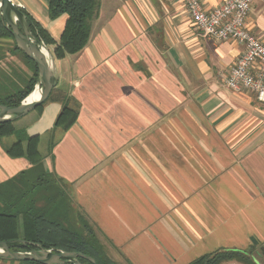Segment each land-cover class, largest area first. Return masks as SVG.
<instances>
[{
    "label": "crops",
    "instance_id": "crops-1",
    "mask_svg": "<svg viewBox=\"0 0 264 264\" xmlns=\"http://www.w3.org/2000/svg\"><path fill=\"white\" fill-rule=\"evenodd\" d=\"M13 1L60 39L67 15L51 19L50 0ZM199 1L209 11L224 0ZM246 27L264 42V0ZM243 50L202 35L181 0H101L87 46L56 59V89L78 103L77 121L54 129L58 100L17 120L119 264L253 246L264 264V103L223 82ZM4 138L0 183L31 167Z\"/></svg>",
    "mask_w": 264,
    "mask_h": 264
},
{
    "label": "trees",
    "instance_id": "trees-1",
    "mask_svg": "<svg viewBox=\"0 0 264 264\" xmlns=\"http://www.w3.org/2000/svg\"><path fill=\"white\" fill-rule=\"evenodd\" d=\"M100 7L101 0H50L48 11L51 19L67 15L58 41L30 13L23 11L33 33L53 47L55 59L59 60L78 53L87 46ZM7 39L12 41L7 42ZM9 54H21L32 74L24 75L15 63L7 60ZM2 62L6 65L9 62V69ZM18 74L21 75V82L17 79ZM37 80V65L18 49L11 31L5 27L0 16V103L19 105L34 89ZM57 90H53L46 102L58 100L62 103L54 129L65 132L77 121L78 103L69 94L59 93ZM44 104L36 108L39 113ZM12 135H16L18 140L8 146L7 153L13 158L26 157L31 167L0 183V240L22 238L48 249L83 252L94 257L98 264H119L74 200L72 184L65 182L55 172L45 169L44 156L39 148L40 136L30 135L25 128H17L14 122L1 123L0 138ZM34 248L37 247L30 244L25 248L14 247L12 250L27 251ZM254 250L255 246L249 250L220 248L189 264H225L230 261L259 264L252 254ZM0 261L40 264L34 261ZM80 261L92 264L84 258H80Z\"/></svg>",
    "mask_w": 264,
    "mask_h": 264
},
{
    "label": "water",
    "instance_id": "water-1",
    "mask_svg": "<svg viewBox=\"0 0 264 264\" xmlns=\"http://www.w3.org/2000/svg\"><path fill=\"white\" fill-rule=\"evenodd\" d=\"M0 16L5 27L11 31L18 49L33 60L38 68V80L34 89L19 105L9 106L0 103L1 124L17 121L44 104L59 83V72L53 51L33 33L27 15L20 6L13 0H0ZM36 92L39 93V97L29 100L28 98ZM30 244L37 248L27 251L12 250L14 247L25 248ZM80 258L98 264L94 257L83 252L48 249L22 238L0 240L2 260L34 261L40 264H83Z\"/></svg>",
    "mask_w": 264,
    "mask_h": 264
},
{
    "label": "built area",
    "instance_id": "built-area-1",
    "mask_svg": "<svg viewBox=\"0 0 264 264\" xmlns=\"http://www.w3.org/2000/svg\"><path fill=\"white\" fill-rule=\"evenodd\" d=\"M200 33L219 40L235 39L244 50L224 79L233 90L249 89L264 103V42L246 27L255 0H224L206 10L199 0H181Z\"/></svg>",
    "mask_w": 264,
    "mask_h": 264
},
{
    "label": "rangeland",
    "instance_id": "rangeland-1",
    "mask_svg": "<svg viewBox=\"0 0 264 264\" xmlns=\"http://www.w3.org/2000/svg\"><path fill=\"white\" fill-rule=\"evenodd\" d=\"M14 56H15L16 61L11 60V59H10L9 61L15 63V64L21 69V72H24V75H26V74H27V75H31V74H32V70L30 69V66H29V64L26 62L25 58L22 57L21 54H17V55H14ZM9 65H11V64H9V62H8V64L6 65V68L9 69V67H10ZM4 66H5V65H4ZM21 74H23V73H21ZM20 76H21V75L18 74L17 79H18L19 82H21V80H22V78H21ZM17 79H16V80H17ZM14 125H15L17 128H21V125H20L17 121H14ZM4 139H5L6 143L8 144V146H11L12 144H14V143L18 140V138H17L16 135L8 136V137H5ZM105 243H106V242H105ZM106 245H107V247H108V251H109L110 255L113 257V259H114V257H115L117 260L120 261L121 257H120L119 255L115 254L114 250L111 249V247L109 246V244L106 243ZM121 261H122V260H121ZM120 263H121V264H124L123 261L120 262ZM11 264H13V263H11Z\"/></svg>",
    "mask_w": 264,
    "mask_h": 264
},
{
    "label": "bare ground",
    "instance_id": "bare-ground-1",
    "mask_svg": "<svg viewBox=\"0 0 264 264\" xmlns=\"http://www.w3.org/2000/svg\"><path fill=\"white\" fill-rule=\"evenodd\" d=\"M39 97V93L36 92L35 94H33L32 96H30L28 99L29 100H33L34 98H38Z\"/></svg>",
    "mask_w": 264,
    "mask_h": 264
}]
</instances>
